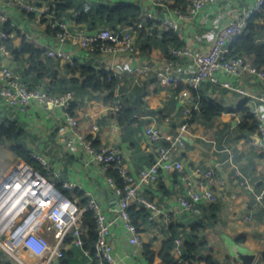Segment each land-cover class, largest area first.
Instances as JSON below:
<instances>
[{
    "label": "crops",
    "instance_id": "obj_1",
    "mask_svg": "<svg viewBox=\"0 0 264 264\" xmlns=\"http://www.w3.org/2000/svg\"><path fill=\"white\" fill-rule=\"evenodd\" d=\"M74 1H84L89 4L105 3L101 0ZM120 1L136 4V0H109L108 4ZM190 1L186 0L184 10L169 8L170 10L165 12L159 9L157 15L160 18L177 22L179 30L175 32L183 45L188 46L193 51H207L213 44L218 30L239 17L244 9L250 8L255 2V0H217L216 3L203 8L193 19L182 18L174 13L175 11L186 13ZM143 4L147 5L146 2ZM146 7L150 8L149 6ZM72 13L73 11H70L65 17L69 26L78 30H88V25H78L74 22ZM31 19L32 17L29 16H20L16 19L17 25L21 28L16 27V31L14 30L15 38L11 43L12 48L20 46L22 37L34 36V33L39 35L43 41H53L52 34L49 29H46L45 24L35 26ZM124 28H131L135 36L137 51L133 55L94 54L70 45L64 47L77 63L90 65L97 70L111 71L118 78V86L114 91L113 99L101 103L103 95L100 98V108L97 113L86 112L77 120L79 122L77 131L70 128L63 109H48L34 102L25 110L7 109L0 105V117L18 122L23 131L20 142L26 147L28 153L41 156L46 160L47 168L44 169V166L35 159L45 173L42 176L53 187L59 189L64 182L74 183L76 187L65 193L68 197L84 204L88 196L91 195L99 201L108 217L116 218L118 215L117 198L114 192L106 186V175L101 167L91 161L92 157L86 151L80 135L89 137L90 126L95 122L99 126L95 140L98 148H118L124 155L125 163L135 170L149 166L153 162L154 154L143 139L142 131L152 118L161 120L163 116L170 117L173 127L181 122L182 105L179 99L181 91L179 92L177 88L180 84L185 85L183 79L190 75L194 69L190 59L181 60L178 69L179 80L174 85L163 84L156 80L153 75L144 78L138 77L133 71L134 67L145 62L157 63L170 44L163 43L164 39H162L161 34L165 29L152 30L147 25L143 28L144 34H141L140 30L136 31L131 26ZM23 30L27 35L23 33ZM155 31H158L157 35H155ZM50 44L54 45L53 42ZM146 47L149 49L144 51ZM40 59L49 68L47 75L38 82L39 78L30 73L27 76L24 75L25 81L30 86L39 83H44L45 86L49 84L51 92L60 93V88H63L64 85H60L59 81L69 78L68 64L55 62L44 56H41ZM29 66L28 55L26 54L21 56L15 64L16 70L21 71ZM54 73L56 74L53 75ZM234 82L249 91L254 90L256 85L254 82L252 83L249 77L235 78ZM67 87L70 86L67 85ZM151 94L159 96L155 107H150L147 103V97ZM201 95L206 99L217 100L224 107H234L242 102V99L235 93L219 87L210 90L207 83L202 85ZM74 96L81 105L91 98L90 94L79 96L75 94ZM126 109L132 113V117L139 119L137 126L135 124L138 122L129 126L119 123V115L124 113ZM87 114L92 117H88ZM244 116L245 113L238 114L229 123H224L222 119H215L211 124L200 125L195 121L191 124L190 133L186 136L188 144L186 162L199 165L204 170L214 168L215 172L224 180L222 188L214 184V188L220 192L218 201L220 209L216 214L213 228H206L204 237H199V241H203L205 246L198 253V256L212 255L220 264H241L232 258L223 237H221L222 234L228 235L241 246L258 252L259 258L264 251V209L262 207L254 209L250 222L243 219L248 208L253 207L254 195L249 194L242 187L241 177L248 178L255 188V194L264 193V153L256 151L250 146L248 142L250 135L247 129L239 127ZM247 121L250 123L249 120ZM228 151L235 153L233 162L240 170L241 177H231L234 174L232 167L235 166L231 167L228 162ZM17 161L24 166L20 158L15 156L8 146H0V195L8 189L10 181L22 177L24 167L16 171ZM176 178L175 173L167 175L162 178L159 184L146 187L142 193L147 200L162 210L163 214L159 216L155 224L160 226L162 223L171 221L167 227L156 229L158 233H151L145 227L146 215L144 219L138 221L141 244L130 245L122 220L116 219L111 227L110 241L114 248L117 264H162L159 253L164 242L170 238L168 232L170 225L178 226V234L183 237L177 238L182 239V241L193 238L187 237L188 231L190 232L188 227H193L198 222V217L182 211L177 197L182 190L184 191V186ZM30 182L26 181V185L28 186ZM40 186L38 188L44 187V185ZM35 191L37 194L40 192V190ZM44 193L39 196L43 197ZM29 197L30 195L28 199ZM17 201L18 198L14 201H5V204L13 207L19 203ZM6 206L2 204V208ZM49 206L44 205L42 208L47 210ZM166 216H169V219ZM204 223L206 226L207 222ZM214 231L218 233V238L208 236V233ZM40 233L49 238L50 241L55 239V231L48 230L47 227L43 226ZM146 251L152 252V259L149 258ZM64 252L70 257L71 264H88L86 259H82L80 249L73 244L67 242ZM170 254L175 257L173 250L170 251ZM25 255L27 254L25 253ZM25 255L24 252L20 253V257L26 261L35 262L33 257ZM175 260L179 261V258H175ZM0 264L18 263L12 256L0 249Z\"/></svg>",
    "mask_w": 264,
    "mask_h": 264
},
{
    "label": "built area",
    "instance_id": "obj_2",
    "mask_svg": "<svg viewBox=\"0 0 264 264\" xmlns=\"http://www.w3.org/2000/svg\"><path fill=\"white\" fill-rule=\"evenodd\" d=\"M60 1L0 0V105L7 109L25 110L34 102L48 109H63L70 128L77 131L79 122L68 112L75 100L74 94L53 93L44 83L31 84L30 87L23 80L24 71L16 70V56L6 42L13 41L16 27L21 28L17 25L16 19L20 16L32 15L33 25L45 24L46 29L52 34L53 41H43L36 33L34 36H29L25 33V29L23 33L27 35H25L26 39L42 51V56L45 58L55 62H65L68 65H71L74 59L64 48L66 45L94 54L112 56L133 55L137 51V46L131 28L122 27L115 30L100 26L92 30L95 34L91 35L89 29L78 30L70 27L65 18L68 14L62 15L56 10ZM101 1L108 3L109 0ZM216 2L217 0H191L186 13L181 11L174 13L182 18L193 19L203 8ZM168 3L169 0H136L135 5L141 9V15L135 26L138 29L148 25L152 30L166 27L178 31L177 22L157 15L159 9L165 12L170 10ZM263 4L264 0H255L253 5L244 9L239 17L221 27L207 51H193L186 45L171 46L157 63L145 62L134 67V73L140 78L153 75L163 84L174 85L179 80L178 69L181 60L190 59L194 65L192 73L183 79L185 88L179 93L182 105L181 122L173 127L170 117L163 116L161 120L152 118L142 131L143 139L154 154L153 162L149 166L135 170L125 163L124 155L118 148L94 147L93 142L99 130L95 122L90 126L89 137L80 135L86 151L92 157L91 161L101 167L106 175V186L117 198L119 210L117 218L123 222L130 245L141 244L140 228L133 222L129 213L131 204L137 203L147 211L145 227L151 233H158L156 229H162L171 223L167 221L157 226L155 222L163 214L162 210L142 194L146 187L156 186L167 175L175 173L176 179L184 186V191L178 194V203L182 211L198 217V222L203 218L204 208L219 201L220 192L214 188V184L222 188L224 180L215 169L204 170L199 165L186 162L188 154L186 136L190 133L191 124L195 122L193 113L200 109L199 100L204 83L209 85L210 90L219 87L237 94L244 101L245 114L249 115L250 123L256 125L255 132L248 142L254 150L264 153V68L255 65L250 56L233 55L228 51L231 39L245 29L250 15L260 10ZM75 14L72 13V17ZM8 21L13 29L9 32L3 28ZM240 77H249L252 83L256 84L254 90L249 91L243 86L236 85L234 79ZM87 116L92 117L89 114ZM32 156L44 166V169L47 168L44 158L38 155ZM234 157L235 153L228 151V162L231 167L235 166L232 167L234 174L231 177H241L240 170L234 165ZM111 170L117 173V177L110 174ZM47 181L44 178L43 183H47L49 187L45 189L44 196L37 197L36 201L30 196L27 205L21 204L8 224L0 231V249L12 256L18 264H54L55 260L60 261L64 257L65 244L69 242L81 249L83 255L93 264H117L110 241L111 227L117 218L108 217L99 201L91 195L84 204L68 197L65 193L76 187L74 183L64 182L60 189H56ZM241 184L249 194L254 195L253 207L248 208L247 214L243 216L244 221L250 222L254 209L260 207L264 209V193L255 194V188L247 177H241ZM28 205L33 206L34 209H29ZM44 205H50V209L46 211L42 208ZM86 212L91 213L96 223L97 240L92 252L84 248L83 233L86 229L83 226V216ZM166 218L169 219V216ZM4 219L0 220V223ZM43 226L55 231L54 241H50L40 233ZM2 235H5L4 239ZM182 242V239L176 238L172 249L175 252L174 258H180ZM22 252L33 257L35 262L31 263L20 257Z\"/></svg>",
    "mask_w": 264,
    "mask_h": 264
},
{
    "label": "trees",
    "instance_id": "obj_3",
    "mask_svg": "<svg viewBox=\"0 0 264 264\" xmlns=\"http://www.w3.org/2000/svg\"><path fill=\"white\" fill-rule=\"evenodd\" d=\"M186 3V0H169L168 7L171 9L184 10ZM56 10L62 15L68 14L70 11H73V13L75 12L76 14L72 17L74 22L78 25H88L89 30H94L100 26L115 30L121 29L122 27L131 26L134 28V30H140L141 34H144L143 28L138 29L135 26V23L138 21L141 15V9L135 4L122 1L110 4H89L84 1L75 2L74 0H61L58 2ZM29 17L31 18L33 16L29 15ZM3 28L8 32L13 30L10 21L5 23ZM163 29L161 34L162 39H164L163 43H166L167 45L170 44L167 46L165 53L171 46H183V43L174 30L166 27H163ZM154 30H157V28ZM157 34L158 31H155V35ZM6 42L8 46L12 48V42ZM147 49H149V47H146L144 51ZM12 50L17 60H19L20 57L24 56L25 54L28 55L30 66L27 69H24L23 74L25 76L33 73L37 78H39V82L42 78H44V76L47 75L49 68L40 59L42 56V51L36 48L32 42L26 39V37H22L20 46L18 48H12ZM228 51L233 55L237 54L240 56H250L253 59L255 65L264 68V4L260 10L250 15L245 29L231 39L229 42ZM67 72L69 74V78L59 81L60 85H64L63 88H60V93L71 92L74 95L77 94L78 96L86 94L91 95V98L83 102L82 105L76 100L72 102L68 112L74 116L76 120H79L85 115L86 112H89L90 114L97 113L100 108V98L103 95L104 96L101 100V103L109 102L115 96L114 91L118 86V78L111 71L104 69L97 70L90 65H81L74 61L71 65H68ZM55 74L56 73L53 75ZM24 78L23 80L25 81ZM67 85L70 87H67ZM47 86L49 90V84H47L46 87ZM184 88L185 85L180 84L177 90L180 92ZM156 95L157 94H151L149 97H147V103L150 107L157 106L159 96ZM195 98L196 97H194V99ZM199 105V111H195L193 113V120L200 125L211 124L215 119H222L224 123H229L233 121L238 114L245 113L244 101L240 102L234 107H224L217 100L206 99L201 95ZM247 120H249V115L245 114L244 120L239 124V127L241 129H247L248 134L251 137L255 132L256 125L254 123H249ZM118 121L122 125L129 126L134 124V122H138L139 119L132 117V113L126 109L124 113L119 115ZM138 124L139 122L135 125L137 126ZM22 135L23 131L20 129L17 121L0 117V146H8L15 156L23 159L34 170H37L42 175H45L44 171L36 162L35 158H33V156L26 150V147L21 144L20 140ZM97 145L98 144L94 141L93 146L97 147ZM109 172L114 177H117V173L114 170ZM219 209V203L211 204L204 208L203 218L198 223H196L195 226L200 228L205 227L203 223L207 222L208 219L215 221L216 214ZM129 213L136 225H138V221L140 219H144L147 215L145 209H143L137 203L130 205ZM83 226H85L86 229V231L83 233L84 248L92 252L97 240V236L95 232L96 223L90 212H86L84 214ZM177 230V225H170L168 227L170 238L164 242L162 250L159 253L162 264H220L212 255L198 256L199 251L205 246L203 241H199L198 235L189 236L193 238L182 242V253L179 261H176L175 258L170 254V251L174 247L177 236H179ZM190 230L195 232L196 229L195 227H192ZM208 236L218 238V233L214 231L208 233ZM80 252L82 259H86L88 264H93L90 259L83 255L81 249ZM146 253L149 255V258L152 259V252L146 251ZM60 264H71L70 257L64 254V257L60 259ZM257 264H264V251H262Z\"/></svg>",
    "mask_w": 264,
    "mask_h": 264
},
{
    "label": "bare ground",
    "instance_id": "obj_4",
    "mask_svg": "<svg viewBox=\"0 0 264 264\" xmlns=\"http://www.w3.org/2000/svg\"><path fill=\"white\" fill-rule=\"evenodd\" d=\"M13 181L14 182L12 183V185L9 186L7 190H4V192L1 193L0 195V220H3L5 217H7V215L9 216L15 210H17L22 202H23L22 205L24 203L26 204L27 202H29L28 196L31 194L33 189L40 190V192L36 194L37 197H39V195L43 194L45 189L48 188V185H46L43 182H40L37 176L33 175L31 171L27 170L26 168H23L22 170V177L20 176L19 179L17 180L14 179ZM26 181L29 182L31 181L28 186L26 185ZM40 185L42 186L44 185V187L38 188ZM8 193H10V195H8ZM16 198H18L17 202H19L18 203L19 205L17 204L13 207H10V205L8 204L6 206L5 201H11V200L14 201ZM2 204L5 205L6 207L2 208ZM2 224H8V223L2 222Z\"/></svg>",
    "mask_w": 264,
    "mask_h": 264
},
{
    "label": "water",
    "instance_id": "obj_5",
    "mask_svg": "<svg viewBox=\"0 0 264 264\" xmlns=\"http://www.w3.org/2000/svg\"><path fill=\"white\" fill-rule=\"evenodd\" d=\"M89 34L93 35L95 34V31H90ZM20 160L22 161V163L24 164V168H26L27 170L31 171V173L35 176H37L38 180L40 182H43L44 180V177L42 176V174L38 171H35L27 162H25L23 159L20 158ZM14 181H10V183L8 184L9 186L12 185ZM48 182V181H47ZM49 183V182H48ZM47 184V183H45ZM30 196L32 197V199L34 201L37 200V195L35 194L34 192V189L32 190ZM39 204V203H38ZM21 206V205H19ZM20 208V207H19ZM28 208L29 209H34L33 206L31 205H28ZM119 211V210H118ZM14 214H11L9 215L8 217H6L4 219L3 222L5 223H8L10 218L13 216ZM7 224H2L0 223V231H2L4 229V227L6 226ZM2 239L5 238V235H2L1 236ZM221 237H223V240L226 244V247L229 249V252L232 256V258L235 260V261H238L240 262L241 264H256L257 263V260L259 258V254L258 252H255V251H251L243 246H241L240 244H238L235 240H233L232 238H230L228 235L226 234H222ZM54 264H60V261L59 260H55L54 261Z\"/></svg>",
    "mask_w": 264,
    "mask_h": 264
},
{
    "label": "rangeland",
    "instance_id": "obj_6",
    "mask_svg": "<svg viewBox=\"0 0 264 264\" xmlns=\"http://www.w3.org/2000/svg\"><path fill=\"white\" fill-rule=\"evenodd\" d=\"M16 168H15V170L16 171H18V170H21L24 166L19 162V161H17V163H16ZM50 209V207L46 210V211H48ZM214 221H212L211 219H208V221H207V223H206V226L205 227H197V226H195V225H193V227H195V232L194 231H191V232H189L188 231V237L189 236H194V235H198L199 237H204V235L206 234V228H208V229H212L213 228V225H214ZM197 227V228H196ZM192 227H188V229H191ZM7 244V243H6Z\"/></svg>",
    "mask_w": 264,
    "mask_h": 264
}]
</instances>
